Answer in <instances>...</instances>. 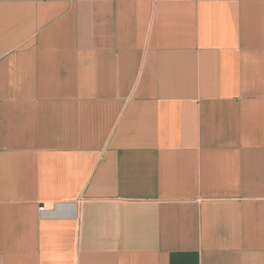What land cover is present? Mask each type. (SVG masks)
Returning a JSON list of instances; mask_svg holds the SVG:
<instances>
[{
  "label": "crops",
  "instance_id": "1",
  "mask_svg": "<svg viewBox=\"0 0 264 264\" xmlns=\"http://www.w3.org/2000/svg\"><path fill=\"white\" fill-rule=\"evenodd\" d=\"M0 264H264V0H0Z\"/></svg>",
  "mask_w": 264,
  "mask_h": 264
},
{
  "label": "built area",
  "instance_id": "2",
  "mask_svg": "<svg viewBox=\"0 0 264 264\" xmlns=\"http://www.w3.org/2000/svg\"><path fill=\"white\" fill-rule=\"evenodd\" d=\"M40 212H43L44 211V207L42 206V207H39V209H38Z\"/></svg>",
  "mask_w": 264,
  "mask_h": 264
}]
</instances>
